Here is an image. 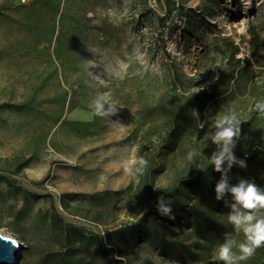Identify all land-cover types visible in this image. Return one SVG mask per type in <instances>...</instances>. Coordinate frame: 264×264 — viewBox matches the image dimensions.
<instances>
[{
  "label": "rangeland",
  "instance_id": "1",
  "mask_svg": "<svg viewBox=\"0 0 264 264\" xmlns=\"http://www.w3.org/2000/svg\"><path fill=\"white\" fill-rule=\"evenodd\" d=\"M153 3L0 0V233L23 246L17 264H66L53 213L90 237L69 255L80 264H225L222 243L239 254L246 238L228 220L229 192L208 209L200 233L169 212L160 220L164 237L136 226L127 240L103 247L99 239L137 223L126 212L108 225L93 215L127 191L134 176L124 169L137 158L139 137L178 102L208 100L160 185L191 170L185 162L220 150L212 137L225 112L241 121L233 152L264 145V0ZM263 248L237 264H257Z\"/></svg>",
  "mask_w": 264,
  "mask_h": 264
},
{
  "label": "trees",
  "instance_id": "2",
  "mask_svg": "<svg viewBox=\"0 0 264 264\" xmlns=\"http://www.w3.org/2000/svg\"><path fill=\"white\" fill-rule=\"evenodd\" d=\"M218 95H220L219 92L213 95L208 94L207 97L211 99ZM207 102L208 100H201L196 94L187 97L186 101L178 102L163 124L150 126L139 137L137 158L143 157L148 161L143 174L134 176L127 191L123 190L122 196L104 204L93 215V220L96 223L108 225L114 223L122 212H126L136 218L137 223L130 227L108 230L104 238L96 236L105 244L103 247H106L107 244H114L116 240H127L131 234L130 230L136 226L145 232L151 231L162 237L160 220L164 216L158 210L161 198H163L164 203H171L170 212L182 217L196 233H200L210 223L208 209L217 201L215 186L221 178V173L214 170L210 159L197 157L189 164L185 162L188 165L184 166L185 169L191 165V170L180 174L167 185L159 184L160 176L167 169L170 155L181 147V142L191 131L199 129L195 112L203 113ZM201 103L203 104L201 105ZM233 153L237 158L246 162V167L241 168L235 164L232 166L228 172L229 185H234L243 178L254 181L258 187L264 190V145L253 143ZM27 162L21 164L13 173H19ZM226 165L227 161H225ZM184 195L193 200L189 206L182 202ZM222 197H227V191ZM146 221H150L148 226H146ZM52 235L57 238V244L61 249L60 252L63 253L64 262L66 264H80L77 260H71L69 255L71 252L88 245L90 237L84 230L66 224L62 217L53 213ZM162 239L166 241L164 238ZM106 249L113 251L111 248ZM263 260L264 253L262 252L257 257V264H264Z\"/></svg>",
  "mask_w": 264,
  "mask_h": 264
},
{
  "label": "clouds",
  "instance_id": "3",
  "mask_svg": "<svg viewBox=\"0 0 264 264\" xmlns=\"http://www.w3.org/2000/svg\"><path fill=\"white\" fill-rule=\"evenodd\" d=\"M150 6H154L153 0H150ZM102 99L107 97H101L96 101L97 114H101L103 109L100 102ZM258 107L264 109V104ZM215 127L217 131L212 141L221 146L211 157L214 170L221 173V178L215 186L216 198L220 199L226 191L231 193L234 203L228 220L237 230H242L246 238L239 245V254H234L230 243H222L217 249V256L225 264H237V261L250 258L257 248L264 246V214H261L264 210V190L254 181L243 178L234 185L228 183V172L234 164L241 168L246 167V162L237 158L232 151L241 131V121L237 114L232 111L225 112L215 121ZM194 155L195 152H190L188 158L191 159ZM147 164L146 159L138 157L124 170L132 176L142 175ZM158 210L162 215H168L170 212L169 207L164 205L163 198L160 199Z\"/></svg>",
  "mask_w": 264,
  "mask_h": 264
},
{
  "label": "water",
  "instance_id": "4",
  "mask_svg": "<svg viewBox=\"0 0 264 264\" xmlns=\"http://www.w3.org/2000/svg\"><path fill=\"white\" fill-rule=\"evenodd\" d=\"M22 249L14 237L0 233V264H17Z\"/></svg>",
  "mask_w": 264,
  "mask_h": 264
}]
</instances>
